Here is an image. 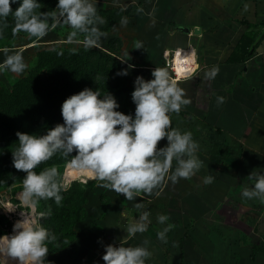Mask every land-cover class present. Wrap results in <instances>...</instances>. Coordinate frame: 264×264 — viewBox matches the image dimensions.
Instances as JSON below:
<instances>
[{
    "label": "rangeland",
    "instance_id": "obj_1",
    "mask_svg": "<svg viewBox=\"0 0 264 264\" xmlns=\"http://www.w3.org/2000/svg\"><path fill=\"white\" fill-rule=\"evenodd\" d=\"M57 2L38 0L43 5L42 12L54 10ZM166 2L98 0L97 12L106 21L98 27L108 36L101 39L99 48L90 50L83 44L69 43L70 29L66 26L50 30L39 40L23 32L13 35L14 19L8 17L9 27L0 39V48L11 47L12 51L21 52L27 69L20 75L0 72V201L20 206L12 213L0 208V236L12 234L21 211H31L18 200L26 174L12 165V151L18 144L16 132L39 136L57 124L62 125V103L85 88L98 89L101 95L110 93L118 103L121 89L132 93L136 77L151 80L156 67L167 68L174 77L167 61L173 47H186L181 45L178 35L168 34L171 22L161 19ZM18 6L19 0L11 5L13 12ZM124 17L128 23L121 26ZM137 41L142 42L141 49H135ZM122 70L128 74L118 76ZM195 73L190 79H178L191 103L182 107L179 114L170 113L172 127L191 132L200 146L197 156L204 167L191 179L175 184L166 181L152 195L141 193L135 200L127 201L122 195L99 187V182L71 171L67 160L59 154L35 169L39 173L46 167L57 166L59 158L61 166L57 167L65 185L61 195H71L84 210L74 223V240L49 250L46 264H104L102 256L107 245L135 247L145 239L150 241L147 247L152 252L145 264H264V252L259 248L264 246V204L241 195L245 187L253 185L247 179L249 174L264 172L247 163L248 153L242 159L244 139L240 135L248 133L252 123L243 119H247V111L240 108V114H233L230 104L226 105L222 119L212 112L216 104H210L213 101L206 84ZM64 78L69 80V88L56 85ZM238 116L242 118L237 120ZM215 127L221 135L214 133ZM166 145V139L162 140L158 148ZM208 175L215 179L205 185L203 179ZM137 202L151 213L150 224L145 233L129 237L127 226L140 214L134 207ZM60 205L53 200L40 201L37 212L48 207L52 211L51 217L41 220L43 226L56 223ZM158 215H168L167 223L175 225L167 233L166 244L157 239V232L166 226L157 222ZM252 246H257L254 253Z\"/></svg>",
    "mask_w": 264,
    "mask_h": 264
},
{
    "label": "clouds",
    "instance_id": "obj_2",
    "mask_svg": "<svg viewBox=\"0 0 264 264\" xmlns=\"http://www.w3.org/2000/svg\"><path fill=\"white\" fill-rule=\"evenodd\" d=\"M15 3L18 0H0V39L9 27V16L14 19L13 35L23 32L39 40L50 30L66 26L70 29L67 41L83 44L86 50L99 48L101 39L108 36L98 27L106 23L97 12L98 0H58L54 10L43 12L38 0H19L13 12L11 5ZM127 23V17L120 21L121 26ZM134 47L141 49L142 42H135ZM0 51L5 55L0 72L20 75L26 71L21 52L9 54L11 49L7 47ZM191 55L195 57V52ZM197 68L198 64L185 69L182 78L190 79ZM218 73L219 67L214 65L205 72V79H215ZM127 74V70L117 73L118 76ZM151 76L153 79L148 81L140 76L134 81L131 93L134 117L116 111L119 105L110 93L101 95L98 89L85 88L62 103V125L57 124L39 136L15 133L18 144L12 151V165L26 174L18 200L31 211H21L12 234L0 236V264H46L48 245L55 244L58 237L41 223L52 216L51 208L36 210L40 201L53 200L59 206L65 185L57 166L46 167L39 173L35 169L57 154L67 160L71 171L99 182V187L122 195L127 201L135 200L141 193L152 195L166 181L175 184L181 179H191L204 167L197 156L200 146L192 133L172 127L170 113L179 114L191 101L185 98L184 89L167 68L156 67ZM224 102V97H217V106ZM165 139L167 145L158 148L159 142ZM214 179L212 175L205 176L203 183L210 185ZM247 179L253 185L243 189L242 197L264 204V172L253 171ZM134 207L140 214L127 226L129 237L145 233L150 224L151 213L144 210V205L137 202ZM0 208L12 213L20 206L0 201ZM169 219L168 215L157 217L159 224L166 225L156 234L165 244L167 233L175 227L167 223ZM149 243L145 239L135 247L107 245L102 260L104 264H145L152 256L147 247Z\"/></svg>",
    "mask_w": 264,
    "mask_h": 264
},
{
    "label": "crops",
    "instance_id": "obj_3",
    "mask_svg": "<svg viewBox=\"0 0 264 264\" xmlns=\"http://www.w3.org/2000/svg\"><path fill=\"white\" fill-rule=\"evenodd\" d=\"M166 5L161 19L171 22L168 34L181 38V45L186 48L180 49L195 51L196 48L195 61L199 68L195 72L206 84L208 96L213 101L210 104H216V110L211 111L221 119L227 104L232 106L233 114H240V108L247 111V119H243L252 125L248 133L240 135L244 139L242 159L243 154L248 153L247 163L264 169V0H167ZM178 25L187 27L188 32L172 31L173 26ZM196 27L199 33L193 34ZM247 30L254 31L248 47L250 56L243 63H226L238 38ZM176 47L172 50L178 49ZM7 48L11 49L9 54L16 52ZM4 59L0 51V63ZM214 65L219 67L218 75L206 80L205 72ZM218 96L225 98L219 106ZM205 110L208 114V109ZM240 118L238 116L237 120Z\"/></svg>",
    "mask_w": 264,
    "mask_h": 264
},
{
    "label": "trees",
    "instance_id": "obj_4",
    "mask_svg": "<svg viewBox=\"0 0 264 264\" xmlns=\"http://www.w3.org/2000/svg\"><path fill=\"white\" fill-rule=\"evenodd\" d=\"M242 23L241 21H239ZM254 38V31L247 30L243 32L238 38L234 49L230 52V54L225 59L226 63H234L240 62L243 63L249 56L250 53L248 51L249 45L252 43ZM56 85L65 86L67 88L70 87L69 80L64 78L63 80L56 81ZM119 107L116 109L117 111L125 114L132 115L134 117L135 105L131 99V92L126 89H121L119 94ZM214 133L222 134V132L218 128H214ZM214 133L211 134L210 138ZM61 160L56 158L55 164L60 167ZM63 194V193H61ZM84 214V210L82 206L77 204L71 195H65L60 207L57 209L55 218L56 223L48 226L47 228L55 233L58 237V240L55 244H49V250H57L62 246L67 245L69 242L73 241L75 238V230L74 223L78 219H80ZM257 246L251 247V252L254 253ZM264 252V246L259 247Z\"/></svg>",
    "mask_w": 264,
    "mask_h": 264
},
{
    "label": "bare ground",
    "instance_id": "obj_5",
    "mask_svg": "<svg viewBox=\"0 0 264 264\" xmlns=\"http://www.w3.org/2000/svg\"><path fill=\"white\" fill-rule=\"evenodd\" d=\"M186 50V51H185ZM186 52V53H185ZM193 50L190 49H174L172 52L173 72L176 74V79L183 76L185 69L193 68L196 65L195 57H192ZM179 53V54H178ZM165 56V53H164ZM193 60L195 63H193Z\"/></svg>",
    "mask_w": 264,
    "mask_h": 264
},
{
    "label": "water",
    "instance_id": "obj_6",
    "mask_svg": "<svg viewBox=\"0 0 264 264\" xmlns=\"http://www.w3.org/2000/svg\"><path fill=\"white\" fill-rule=\"evenodd\" d=\"M175 30H178V31L183 32V33H187L188 32V28L187 27L179 26V25L178 26H173L172 31H175ZM192 33L193 34H198L199 33V29L197 27L193 28Z\"/></svg>",
    "mask_w": 264,
    "mask_h": 264
},
{
    "label": "built area",
    "instance_id": "obj_7",
    "mask_svg": "<svg viewBox=\"0 0 264 264\" xmlns=\"http://www.w3.org/2000/svg\"><path fill=\"white\" fill-rule=\"evenodd\" d=\"M171 52H173V50ZM164 58H165V56H164ZM167 64H169L170 69H171L172 73L174 74V78H176L177 76H176V74L172 70L173 69V65H172V54H171L170 59L167 61ZM193 68H195V66H193ZM180 78H182V77H180Z\"/></svg>",
    "mask_w": 264,
    "mask_h": 264
}]
</instances>
